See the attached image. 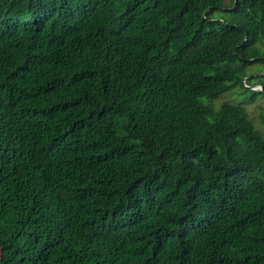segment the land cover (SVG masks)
<instances>
[{
	"label": "trees",
	"instance_id": "16d2710c",
	"mask_svg": "<svg viewBox=\"0 0 264 264\" xmlns=\"http://www.w3.org/2000/svg\"><path fill=\"white\" fill-rule=\"evenodd\" d=\"M254 63L264 0H0V264H264Z\"/></svg>",
	"mask_w": 264,
	"mask_h": 264
},
{
	"label": "rangeland",
	"instance_id": "374dc122",
	"mask_svg": "<svg viewBox=\"0 0 264 264\" xmlns=\"http://www.w3.org/2000/svg\"><path fill=\"white\" fill-rule=\"evenodd\" d=\"M227 2H229V1H227ZM263 68H264V63H254L248 67L247 71L249 73V76H251V75L261 74ZM254 83H255V80H252V82L249 85H245L246 87L249 88V90H248L249 92L247 95H240L238 98H236L237 95H236L235 90H234L233 93H230L228 95L222 96L219 99H217L215 101V104L219 105L225 100H229V101L236 102V103L246 102L247 99L250 97V95H252L255 90H258L260 88V85H257L256 89H252L251 87L254 86L253 85ZM237 89L240 92L243 91V87L241 85H238ZM257 96H258L259 101L258 100L257 101L256 100L248 101L246 103V106L248 108L250 115L254 118L256 124L259 127H263V125H262L263 119L261 118V114L264 113V95L258 94Z\"/></svg>",
	"mask_w": 264,
	"mask_h": 264
},
{
	"label": "water",
	"instance_id": "95a60500",
	"mask_svg": "<svg viewBox=\"0 0 264 264\" xmlns=\"http://www.w3.org/2000/svg\"><path fill=\"white\" fill-rule=\"evenodd\" d=\"M246 79H247V78L244 79V82H246ZM251 88H252V89H256V86H253V87H251ZM260 88H261L262 90H264V87H263L262 85H260Z\"/></svg>",
	"mask_w": 264,
	"mask_h": 264
}]
</instances>
